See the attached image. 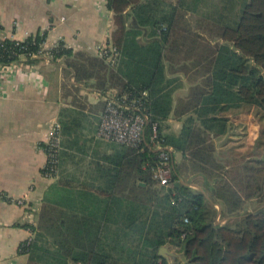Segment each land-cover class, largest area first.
Listing matches in <instances>:
<instances>
[{
	"label": "trees",
	"instance_id": "1",
	"mask_svg": "<svg viewBox=\"0 0 264 264\" xmlns=\"http://www.w3.org/2000/svg\"><path fill=\"white\" fill-rule=\"evenodd\" d=\"M231 1L215 5L223 10ZM205 2L207 6L208 0H193L194 5L188 0L177 4L165 0H108L116 26L109 44L120 52L111 79L113 85L122 89L116 94L119 100L126 99V104L135 101L149 116L145 141L139 148L109 142L120 150L104 158L103 165L97 164L93 170L101 186L81 191L67 189V197V184L58 183L47 190L48 209L63 208L66 204L73 216L68 214L57 220L59 230L43 232L31 227L34 237L21 248L22 254L29 256L28 263L170 264L159 251L173 241L184 253L187 264H264V193L256 198L263 202L259 208L247 206L256 192L264 189L263 178L254 192L243 195L245 181H227L225 175L229 176L230 169H223L220 174L221 167L210 154L215 151L204 147L205 142L195 128L197 125L214 138L223 137L229 124L223 113L245 106L264 112V0H243L242 10L233 23L225 21V14L218 11L226 25L219 30V43L214 47L209 44V55L215 56L207 69L206 86L200 89L195 116L178 132L165 129L174 110V93L180 85L174 73L182 70L176 68L170 54H179L178 48L188 41L196 44L195 41L204 40L186 28V15L196 12ZM178 32L184 36L180 38ZM45 42V35L41 34L23 42L2 41L0 65L41 60ZM48 52L53 60L70 58L78 78L80 73L84 75L81 68L86 62L95 61L75 57L63 43ZM175 82L179 85L173 86ZM76 121H62L63 137L70 136ZM157 145L171 149L170 188L159 186L153 178L159 162ZM176 154L182 156L180 163ZM260 162L264 165V152ZM191 172L205 175L204 185L200 186L203 191L190 186L194 181L187 182L186 175ZM219 216L222 220H237L223 224ZM51 237H56L54 245L60 248H50Z\"/></svg>",
	"mask_w": 264,
	"mask_h": 264
},
{
	"label": "crops",
	"instance_id": "2",
	"mask_svg": "<svg viewBox=\"0 0 264 264\" xmlns=\"http://www.w3.org/2000/svg\"><path fill=\"white\" fill-rule=\"evenodd\" d=\"M165 1L177 4L180 0ZM115 30L108 0H0V44L4 40L23 42L41 34L45 35L46 49L63 43L75 57L95 60L86 62L79 78L68 57H43L33 63L22 60L18 71L2 74L0 264L29 262L21 248L34 237L31 227L37 223L38 205L51 184L44 172V145L52 123L78 119L76 114L100 119L105 100L119 90L111 79L113 68L99 56ZM176 158L180 163L182 156L176 154ZM229 220L232 224L237 219L220 221L224 224ZM164 247L168 249L166 256L160 251L159 255L168 263L184 262V253L173 241Z\"/></svg>",
	"mask_w": 264,
	"mask_h": 264
},
{
	"label": "rangeland",
	"instance_id": "3",
	"mask_svg": "<svg viewBox=\"0 0 264 264\" xmlns=\"http://www.w3.org/2000/svg\"><path fill=\"white\" fill-rule=\"evenodd\" d=\"M222 1L224 2V0H208L209 3H207V6L206 2L202 3L197 7L196 12H188L186 15V20L189 23V26L186 28H190L191 33L193 31L194 34L201 35L204 40L195 41L197 42L196 44H193L192 41H188L185 45L178 48L179 54L175 56L170 54V58L173 59V62L177 66L176 68L182 70L174 73V78L180 79V85L177 84V82L173 85L179 86L174 93V110L165 123V129L168 132L180 131L187 120L191 116H195L194 111L198 107L201 97L200 89L206 86V80L209 76L207 69L211 59L215 56L209 55L212 53L209 44L212 43L214 47L215 44L217 45L219 43V30L226 25V23L222 21L223 17L218 11L225 14V21L228 20L229 23H233L231 21L237 19V14L242 10L241 5L243 0H233L230 2L229 6L223 10L215 5ZM234 1L235 3H233ZM188 2L194 5L193 0H188ZM226 5H228V3H226ZM180 16L182 20L183 14ZM178 34L180 38L184 36V33L178 32ZM191 39H193L192 36ZM117 91L122 92V89L119 87ZM117 91L115 94H117ZM85 110L88 109L85 108ZM222 116L229 119L228 133L223 137L214 138L208 132L201 130L197 125H195V128L201 137V141L203 140V142H205L204 147H211L213 151H215V154H210L213 158V162L220 165V174H222L225 169H230L229 176L225 175L228 179L227 181H237L240 183L244 180L245 184L242 193L247 196L258 188V181L261 177L264 183V165L260 162L264 152V112L258 107L245 106L241 110H232L223 113ZM74 117L78 119L76 125L73 124L71 128L70 136L63 137L64 155L62 157L60 174L55 179L49 180L51 184L48 187L49 189L52 185L58 183H61L62 186L67 184L65 187L66 190H64L66 192L65 197H67V189L73 188L81 191L89 190L88 187H99L93 170L97 164L103 165L105 162L104 158L112 156L120 150V147L97 137L99 117L97 119L95 117L91 118L90 116L86 118L80 115L78 116L77 114ZM188 164L191 166V163ZM239 171L241 172L240 175ZM204 176L200 173L194 174L191 172L186 175V179L189 183L192 181L197 182L190 183L191 186H201L204 185V180H206ZM237 178L239 181L236 180ZM261 186L264 188V184L261 183ZM208 189L211 190L210 187H208ZM263 193L264 189L256 192V197L254 196L255 199L253 198L251 202L248 201L249 203L247 206H249V209H256L257 206L258 208L261 206L263 202H260L258 197ZM205 194L209 197L208 193ZM64 202H66V200ZM79 202H81V198ZM48 207L50 206H48L46 202L45 193L44 199L38 205L37 223L34 225L38 227L39 230H45L43 232H49L51 229L59 230V228H57L59 226L57 220H60L62 216L71 215V211L67 209L66 204H64L63 208L56 207L55 210H50ZM216 207L218 210L220 209L219 206ZM71 216H73V212ZM52 219L55 220L52 221ZM218 220H222L220 216ZM65 239H67V236ZM54 241H56V237H51L49 241L50 248L53 250L60 248V246L54 245ZM118 263L124 264L123 262ZM28 264L43 263L33 261ZM180 264L187 263L180 262Z\"/></svg>",
	"mask_w": 264,
	"mask_h": 264
},
{
	"label": "built area",
	"instance_id": "4",
	"mask_svg": "<svg viewBox=\"0 0 264 264\" xmlns=\"http://www.w3.org/2000/svg\"><path fill=\"white\" fill-rule=\"evenodd\" d=\"M45 48V46H44ZM49 49H43L41 56L50 58ZM99 56L111 67L115 68L120 59V52L117 47L108 44L99 51ZM19 65L14 62L10 65H0V82L5 71H18ZM127 100H119L116 95L107 97L105 109L100 116L97 128V137L106 142H115L127 147L139 148L145 141V128L149 122V116L141 111L134 101L126 104ZM157 138V126L154 127L153 141ZM62 125L55 121L52 123L47 137L44 151L47 156L45 167L46 175L50 179L59 176L60 154L63 151ZM158 152V166L153 173V178L161 187L170 188L172 177L171 149L156 146ZM20 205L25 206L23 201ZM32 238H30L31 240ZM29 240V241H30Z\"/></svg>",
	"mask_w": 264,
	"mask_h": 264
},
{
	"label": "water",
	"instance_id": "5",
	"mask_svg": "<svg viewBox=\"0 0 264 264\" xmlns=\"http://www.w3.org/2000/svg\"><path fill=\"white\" fill-rule=\"evenodd\" d=\"M168 252V249L166 247H162L160 249V255L165 257L166 256V253Z\"/></svg>",
	"mask_w": 264,
	"mask_h": 264
}]
</instances>
